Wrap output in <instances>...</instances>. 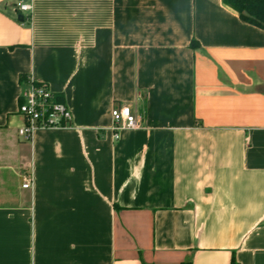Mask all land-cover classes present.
I'll use <instances>...</instances> for the list:
<instances>
[{
  "label": "crops",
  "instance_id": "crops-1",
  "mask_svg": "<svg viewBox=\"0 0 264 264\" xmlns=\"http://www.w3.org/2000/svg\"><path fill=\"white\" fill-rule=\"evenodd\" d=\"M31 77L73 119L24 141ZM233 254L264 264V29L223 0H0V264Z\"/></svg>",
  "mask_w": 264,
  "mask_h": 264
},
{
  "label": "built area",
  "instance_id": "built-area-1",
  "mask_svg": "<svg viewBox=\"0 0 264 264\" xmlns=\"http://www.w3.org/2000/svg\"><path fill=\"white\" fill-rule=\"evenodd\" d=\"M23 12L32 10L28 4H18ZM18 114L23 124L18 128V136L24 141H32L41 130L62 129L71 127L73 113L64 100L45 84L29 78L19 94ZM113 138L119 140L124 131L136 130L141 124L129 105L112 109ZM28 181L22 187L30 188Z\"/></svg>",
  "mask_w": 264,
  "mask_h": 264
},
{
  "label": "trees",
  "instance_id": "trees-1",
  "mask_svg": "<svg viewBox=\"0 0 264 264\" xmlns=\"http://www.w3.org/2000/svg\"><path fill=\"white\" fill-rule=\"evenodd\" d=\"M223 2L238 12L242 21L264 29V0H223ZM192 47L199 46L194 39ZM182 264H191L190 262ZM230 264H239L235 255H232Z\"/></svg>",
  "mask_w": 264,
  "mask_h": 264
}]
</instances>
